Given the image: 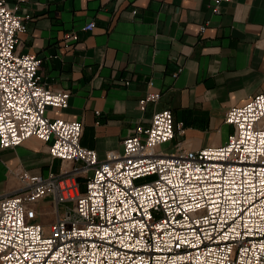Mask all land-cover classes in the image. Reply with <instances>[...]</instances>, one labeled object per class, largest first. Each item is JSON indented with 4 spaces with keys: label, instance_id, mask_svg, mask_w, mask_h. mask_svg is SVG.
I'll list each match as a JSON object with an SVG mask.
<instances>
[{
    "label": "built area",
    "instance_id": "2783aa9c",
    "mask_svg": "<svg viewBox=\"0 0 264 264\" xmlns=\"http://www.w3.org/2000/svg\"><path fill=\"white\" fill-rule=\"evenodd\" d=\"M25 31L0 0V148L35 137L71 170L18 173L23 189L0 199V264H264V92L227 111L220 147L157 152L175 135L163 110L101 160L81 145L80 121L49 116L70 93L47 87L39 56L16 51ZM46 198L63 206L48 231L37 221Z\"/></svg>",
    "mask_w": 264,
    "mask_h": 264
},
{
    "label": "crops",
    "instance_id": "0c3cea01",
    "mask_svg": "<svg viewBox=\"0 0 264 264\" xmlns=\"http://www.w3.org/2000/svg\"><path fill=\"white\" fill-rule=\"evenodd\" d=\"M211 3L24 0L17 14L26 31L16 51L42 59L39 74L49 89L69 91L68 108L50 110L49 116L81 121V145L101 160L109 151L121 153L123 140L165 109L184 125V134L161 153L174 152L176 145L187 151L220 147L233 130L223 122L227 110L264 91V0H231L217 15ZM89 23L94 29L84 31ZM148 92L161 98L142 111L139 100ZM68 168L35 137L0 148V199L23 189L21 171L46 176ZM50 202L37 205L42 225L54 210Z\"/></svg>",
    "mask_w": 264,
    "mask_h": 264
},
{
    "label": "rangeland",
    "instance_id": "374dc122",
    "mask_svg": "<svg viewBox=\"0 0 264 264\" xmlns=\"http://www.w3.org/2000/svg\"><path fill=\"white\" fill-rule=\"evenodd\" d=\"M6 1V0H5ZM18 1V4H16V5H14V6H12V8H14V7H18V5H19V3H22V2H24V0H17ZM229 2H231V0H220L219 2H218V6H217V9H216V12H214V10H213V6H216L217 4H216V0H212V3L210 4V6H209V9H210V11H211V13L212 14H215V15H217V14H219L220 12H221V9H222V5L223 4H225V3H229ZM6 3H7V1H6ZM94 25V24H93ZM205 27L206 28V26L205 25H202V26H200V29L202 28V27ZM94 29V28H93ZM84 31H89V30H84ZM201 33H203L202 31H200ZM77 40V39H76ZM179 72H180V70H178V71H176L174 74H173V77H177L178 76V74H179ZM264 92V91H263ZM149 93H152V92H148L142 99H140L139 100V108L143 111L145 108H146V106L148 105V104H153V105H156L158 102H159V100H160V98H161V94L160 93H158L159 94V99H158V101L157 102H155V103H151V102H149V103H147L146 105H145V107L142 109L141 108V101L142 100H144L145 98H146V96L149 94ZM259 94V93H258ZM257 95V94H256ZM255 96V95H254ZM253 96V97H254ZM252 97V98H253ZM165 110H168V111H170L169 109H165ZM229 110V109H228ZM227 110V111H228ZM161 111H163V110H161ZM157 112H160V111H156V112H154V113H157ZM154 113H153V115H154ZM170 113H171V115H172V112L170 111ZM227 113V112H226ZM153 115H152V117H153ZM226 115V114H225ZM152 117H151V119H152ZM172 118H173V115H172ZM224 119H225V116H224ZM81 122V121H80ZM173 122H174V119H173ZM224 122V121H223ZM82 123V122H81ZM150 123H151V120H150ZM225 123V122H224ZM226 124V123H225ZM150 125V124H149ZM148 125V126H149ZM147 126V127H148ZM137 127H139V126H137ZM141 127H143V126H141ZM147 127H144V128H147ZM136 129V128H135ZM174 129H175V135H174V137L175 136H182L183 134H184V125L182 124V123H178V124H175L174 123ZM134 133H135V130H134ZM133 133V134H134ZM132 134V135H133ZM131 135V136H132ZM174 139V138H173ZM125 140V139H124ZM123 140V141H124ZM172 141V140H171ZM170 141V142H171ZM170 142H168V143H170ZM168 143H166V144H168ZM166 144H163V145H161L158 149H157V152H160L161 153V151H159V149L162 147V146H164V145H166ZM122 147H123V142H122ZM205 148V147H204ZM202 149V148H201ZM181 149L179 148V146L178 145H176L175 146V149H174V152H172V153H163V154H174V153H177V152H179ZM200 150V149H199ZM122 151H123V149H122ZM195 151H197V150H195ZM109 152H112V151H109ZM113 152H116V151H113ZM116 153H119V152H116ZM122 153V152H121ZM103 160V159H102ZM68 165H70V164H68ZM69 170H71V165H70V168H68V169H63L62 171L63 172H66V171H69ZM81 180V181H80ZM21 182V181H20ZM79 182L80 183H83L84 182V179L83 178H79ZM23 187V186H22ZM46 199H48V198H46ZM49 199H51V198H49ZM50 204L53 206V208H54V210L51 212V213H49V214H47V216H46V219H47V224L45 225H43L44 226V228H45V230L46 231H48V229H49V226L52 224V222H54V220H55V218H56V215H57V213L59 212V213H61L62 212V205H58V206H56V204L54 203V201L51 199V202H50ZM49 215V216H48Z\"/></svg>",
    "mask_w": 264,
    "mask_h": 264
},
{
    "label": "bare ground",
    "instance_id": "6f19581e",
    "mask_svg": "<svg viewBox=\"0 0 264 264\" xmlns=\"http://www.w3.org/2000/svg\"><path fill=\"white\" fill-rule=\"evenodd\" d=\"M173 140V139H172ZM79 180V179H78Z\"/></svg>",
    "mask_w": 264,
    "mask_h": 264
}]
</instances>
